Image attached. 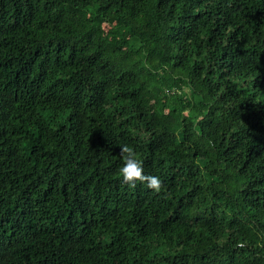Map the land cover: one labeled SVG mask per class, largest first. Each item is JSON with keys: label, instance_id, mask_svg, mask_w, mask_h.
<instances>
[{"label": "trees", "instance_id": "trees-1", "mask_svg": "<svg viewBox=\"0 0 264 264\" xmlns=\"http://www.w3.org/2000/svg\"><path fill=\"white\" fill-rule=\"evenodd\" d=\"M0 264H264V0H0Z\"/></svg>", "mask_w": 264, "mask_h": 264}, {"label": "clouds", "instance_id": "clouds-1", "mask_svg": "<svg viewBox=\"0 0 264 264\" xmlns=\"http://www.w3.org/2000/svg\"><path fill=\"white\" fill-rule=\"evenodd\" d=\"M120 156L123 165L118 171L124 184L131 188H135L137 182H140L157 193L161 191V179L154 175H145L142 162L138 159V155L132 147L123 145L120 148Z\"/></svg>", "mask_w": 264, "mask_h": 264}]
</instances>
